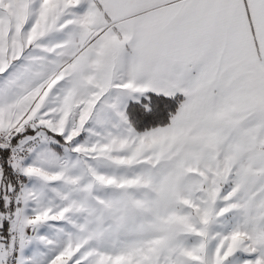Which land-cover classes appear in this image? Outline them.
<instances>
[{"label":"snow or ice","instance_id":"snow-or-ice-1","mask_svg":"<svg viewBox=\"0 0 264 264\" xmlns=\"http://www.w3.org/2000/svg\"><path fill=\"white\" fill-rule=\"evenodd\" d=\"M0 264H264V0H0Z\"/></svg>","mask_w":264,"mask_h":264}]
</instances>
